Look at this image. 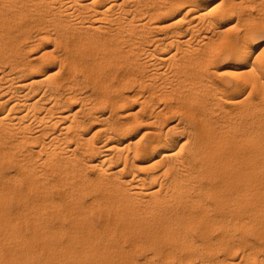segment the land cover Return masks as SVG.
<instances>
[{"label": "bare ground", "instance_id": "6f19581e", "mask_svg": "<svg viewBox=\"0 0 264 264\" xmlns=\"http://www.w3.org/2000/svg\"><path fill=\"white\" fill-rule=\"evenodd\" d=\"M151 1L0 0V264H235L243 229L264 247V56L251 53L264 0ZM173 10L185 25L148 36ZM234 14L229 32L219 20ZM222 46L253 59L233 80L217 79ZM169 95L190 117L188 156L151 102Z\"/></svg>", "mask_w": 264, "mask_h": 264}, {"label": "rangeland", "instance_id": "374dc122", "mask_svg": "<svg viewBox=\"0 0 264 264\" xmlns=\"http://www.w3.org/2000/svg\"><path fill=\"white\" fill-rule=\"evenodd\" d=\"M204 2H205V4H206V6L207 7H209V6H211V5H213L214 3L215 4H217V3H220V1L221 0H203ZM157 2L159 3H164L163 5L162 4H158L157 5ZM217 2V3H216ZM214 4V5H215ZM150 5H152V8H150ZM155 5H157V6H155ZM159 5H161L163 8H164V5L166 6V5H168V1H166V3L165 2H163V0H158V1H155V0H152L151 1V4H150V2H149V5H147L145 8L147 9H151V10H155L156 8L158 9V8H162V7H160ZM149 6V7H148ZM247 6H249V5H247ZM247 6L245 7V8H242V9H244L245 11H247V10H249V9H251L250 7H249V9H246L247 8ZM154 7H156V8H154ZM146 9H145V11H146ZM223 9H224V7L222 8L221 7V9H219L218 11H217V13L215 14V15H219V14H221L222 12H223ZM183 11L184 10H182L181 11V13H183ZM253 11H254V13H255V8L253 9ZM176 10H173V12L171 11L170 13H167V14H163V15H160V16H158V20H157V18L155 19L154 18V20L152 19L151 20V22H152V24H154V23H157L158 24V26H159V28H149V26H148V28L149 29H147V27H146V29H144V30H148V33H149V35H148V33L146 32V31H144L143 30V32H144V34L146 33L148 36H162V35H164L166 32L168 33V34H171L170 32V30H176V29H178V28H181L182 26H184L185 25V23H186V21H177V22H175L176 20H178L177 18L178 17H180L182 14H178V12H176ZM33 14V15H32ZM30 13V15H28L27 17V19L25 18V21H27V22H29V23H33V22H35V21H37V20H39V18H40V15L38 14V13ZM38 17V18H37ZM32 18V19H31ZM145 18H146V16H145ZM238 18H237V15L236 14H234L233 15V17H231V19H229L228 20V17L227 16H224V18H222L221 20H219V23H221V24H219V25H221V27L222 28H227L228 27V30L227 31H229L230 32V28H229V26L230 25H235L236 26V28L238 29V26L236 25V24H238V23H240V25H242V22L241 21H239V20H237ZM155 21V22H154ZM150 22V23H151ZM173 23V24H172ZM226 23V24H225ZM164 25V26H163ZM167 25V26H166ZM171 25V26H170ZM166 26V27H165ZM169 26V27H168ZM177 26V27H176ZM176 27V28H175ZM234 27V26H233ZM241 27V26H240ZM145 28V27H144ZM166 28V29H165ZM231 28H232V26H231ZM235 27H234V29H233V31H231V32H235L237 29H236ZM151 29V31H149ZM161 29H163V30H161ZM226 30V29H225ZM232 30V29H231ZM203 32L205 31V29H203L202 30ZM227 31H226V33H227ZM228 32V33H229ZM155 33V34H154ZM145 34V35H146ZM254 39V40H253ZM252 39V55H254L255 57L258 55V56H260V55H262L263 54V56H264V29L260 32V33H258L254 38ZM46 42V43H45ZM43 41L42 43H44L43 45H42V43H41V45H42V47H41V45L40 44H38L37 46H35L36 47V49H34V51H32V55H34V56H36V55H38L39 53H41V51H43V48L44 49H46V50H49V49H51V47L53 48V46H52V41H50V43L49 42H47V40L46 41ZM34 47V48H35ZM218 47H220L221 48V45H219ZM225 48V47H224ZM224 48H223V46H222V49H220V51L222 52V51H225L224 50ZM174 49V51H175V47L173 48ZM32 50V49H31ZM59 50V49H58ZM61 51V49L59 50V52ZM221 52H220V55H221V57H219L218 56V58H217V61H215V65H218L219 66V68H220V70L218 71V72H220V71H222V70H226L227 71V73L228 72H231V71H238V72H240L241 70H238V69H236L235 68V65H237V66H246V67H243V69H242V71L243 70H248L249 68H250V63L252 64L253 62V59L252 58H249V59H234V58H232L231 59V57H229V56H226L225 54H224V52H222V54H221ZM164 54H167L166 52L164 53ZM219 55V54H218ZM253 56V57H254ZM145 58L143 57V61H145L144 60ZM220 59V60H219ZM53 59H51L50 61V63L49 62H47V66H49L51 69H57V67H58V64L59 63H57V61L55 62V60H53ZM236 60V61H235ZM49 61V60H48ZM53 62V64H51ZM49 63V64H48ZM55 63V64H54ZM219 63V64H218ZM247 63H248V65H247ZM258 65H260V64H258ZM56 66V67H55ZM262 66V65H261ZM260 66V67H261ZM234 68V69H233ZM162 71H163V69H161ZM233 71V72H234ZM233 72H231L232 74H234ZM222 73H224V74H222ZM219 74H221V75H219ZM218 75H217V79L219 80L220 78H224V79H229V80H233V79H235L236 78V76H234V75H232V74H226L225 72H221V73H219ZM76 75L78 76V77H81V78H83L82 77V73L80 72V71H77L76 72ZM80 75V76H79ZM224 75V76H223ZM77 77V78H78ZM81 78H78L79 80H81L82 81V79ZM83 79H85L87 82H89L85 77L83 78ZM82 82H84L85 84V86H90L91 87V85H90V82L89 83H87V82H85L84 80L82 81ZM134 83V82H133ZM84 86V87H85ZM85 87V89L86 90H88V91H90V89L92 88H90V87ZM130 86V87H129ZM128 86V88L130 89V90H133L134 88L136 89L137 87H139L140 85L138 84V83H134V84H130ZM146 89V90H145ZM147 89L148 88H145V87H143V89H141L142 91H144L145 93H147ZM168 90V89H167ZM230 90L231 89H228V91L230 92ZM171 91H169V93H170ZM169 97V98H168ZM167 98H160V99H158L157 97L156 98H153V101L155 102H153V101H151L152 103H153V105H155V106H157V108H159V107H165L164 109H166L167 111V113L165 114V118L166 119H168L169 120V124H177L179 127V129H176V131H175V133H174V137H175V139L177 140V145L175 146V151H176V149L178 148V150H181V149H179V147H180V144L181 143H183L182 141H185L186 139H190L191 138V140L193 139V135H192V133H190V128H188L189 126H187V123L188 122H190L189 121V119H190V117H189V115H188V117H187V114L185 115V112L184 111H182V108H180V109H178V107H177V102L174 100V98H171L170 97V95L168 96ZM242 97V96H241ZM240 97V99H242ZM252 100L254 101V102H258V106H259V103H261L262 104V101L257 97V95H256V93L255 94H253V96H252ZM139 99H141V98H139ZM137 100V101H135V103H134V107H135V109H138L139 108V106L138 105H140V100ZM169 99V100H168ZM260 101V102H259ZM151 102L150 103H147L146 104V106H148V104L150 105L151 104ZM172 102V103H171ZM170 103V104H169ZM172 104V105H171ZM152 105V104H151ZM169 105H171L172 107L173 106H175V107H173V110H175V111H171V110H169L168 109V107L170 108L171 106H169ZM224 105V104H223ZM77 106H78V104L77 105H74L73 106V109H77ZM167 106V107H166ZM262 106V107H261ZM260 107V109L258 110V114H263L264 113V103L261 105ZM217 108V107H216ZM178 109V110H177ZM105 111V112H104ZM103 111V113L101 112V110H99V112H98V114L100 115V114H103V115H105L106 113L108 114V110H104ZM170 111H171V113H170ZM178 111H179V113H178ZM182 111V112H181ZM260 111V112H259ZM169 112V113H168ZM173 112V113H172ZM105 113V114H104ZM97 114V115H98ZM106 114V115H107ZM177 114V115H176ZM216 114V113H215ZM183 115V116H182ZM167 116V117H166ZM179 117H180V119H179ZM177 119H178V122H177ZM183 121H184V123H183ZM181 124V125H180ZM97 125H99V123H98V121H95V124L93 125L94 126V128H93V126L89 129V134L88 135H90V133L92 132V133H94L95 132V127H97ZM184 126L186 127V128H184ZM183 127V128H182ZM146 128V130L147 129H149V126H145V124H142V125H140L139 127H137L133 132H132V137H134V139H137L138 137H140V135L145 131L144 129ZM187 128H188V131H187ZM178 136V137H177ZM188 138H187V137ZM137 137V138H136ZM184 139V140H183ZM188 140H186L182 145H181V147L184 145V147H182V150H184V151H182V153H181V155L179 156V152H181V151H177L176 153H178L177 155H178V157H184L185 155L186 156H188V153H190V151H191V141H189L190 143H188ZM180 147V148H181ZM188 152V153H187ZM11 172H14V171H11ZM11 172H8V173H11ZM93 172V173H92ZM89 173H90V175H94L95 174V172L93 171V170H89ZM12 174V173H11ZM54 189V188H53ZM51 190V194H57L58 192H59V189L58 188H56V189H54V190ZM55 190H57V192L55 191ZM54 191V193H52ZM17 196V195H16ZM12 197L13 196H10V198L8 199V202L10 203V206L12 207V209H16V208H14V206H16V207H18L19 205H20V201H21V199H22V196H17V197H15L14 196V198L12 199ZM20 197H21V199H20ZM19 198V199H18ZM18 199V200H17ZM87 200H90V198H86ZM10 200V201H9ZM16 204H15V203ZM244 231H245V229H243ZM244 231H242L240 234H244V235H239L240 237H242V239L243 238H246V236L248 237V235L249 236H251V240H249L250 239V237L249 238H247V240H245L244 241V239L241 241V245H240V247H241V249L239 250V251H237L236 250V253H235V259H236V257H238L235 261V264L239 261V263H240V261H242L241 262V264H264L263 262H264V247H262L261 246V248L259 247L260 245H262V244H259L260 242H262L260 239H258V237H257V230H254L255 232H253V230H247L248 231V233H247V231L244 233ZM250 231V232H249ZM251 232H252V234L253 235H251ZM247 234V235H246ZM244 236V237H243ZM248 240H249V244H250V242H251V244H250V246H249V248L250 249H248V252L250 251V250H252V251H254V255L252 256V257H250V258H248V256L247 255H245L246 253H248L247 252V248H248V246H247V244H248ZM247 241V243H245ZM253 242V243H252ZM254 242L256 243L255 244V246H253V244H254ZM259 242V243H258ZM246 244V246L244 247V245H242V244ZM248 244V245H249ZM259 246H258V245ZM253 247H252V246ZM247 247V248H246ZM252 247V248H251ZM259 247V248H258ZM246 248V250H244ZM254 248V249H253ZM237 249H239V246H238V248ZM244 250V251H243ZM259 251V252H258ZM261 251V252H260ZM263 251V252H262ZM243 252H245L244 254H243ZM138 254V259H140L141 258V260H139V263H142V261H144V253L145 252H143V251H140V253H139V251L137 252ZM259 253V254H258ZM224 254V255H223ZM226 255V253H225V251L224 250H221L220 251V253H219V256L221 257V258H223L224 256ZM256 255V256H255ZM259 255V256H258ZM258 257V258H257ZM262 259H261V258ZM239 258H240V260H239ZM241 258H242V260H241ZM159 259H154V261L156 262L157 261V264L159 263V264H161L162 263V261H158ZM238 260V261H237ZM258 260V261H257ZM261 260V261H260ZM263 261V262H262ZM260 262V263H259ZM153 264V263H152ZM163 264V263H162ZM226 264V263H225Z\"/></svg>", "mask_w": 264, "mask_h": 264}]
</instances>
